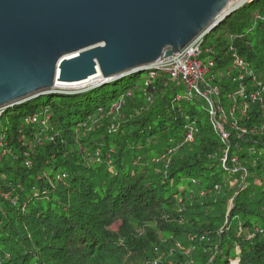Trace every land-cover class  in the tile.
Here are the masks:
<instances>
[{
	"label": "trees",
	"instance_id": "obj_1",
	"mask_svg": "<svg viewBox=\"0 0 264 264\" xmlns=\"http://www.w3.org/2000/svg\"><path fill=\"white\" fill-rule=\"evenodd\" d=\"M205 49L227 139L208 102L164 72L148 85L143 71L41 95L2 114L11 153L0 158L9 194H0V264H264V107L238 93L264 84V0L228 16ZM233 51L256 81L236 80ZM185 234L191 255L168 245Z\"/></svg>",
	"mask_w": 264,
	"mask_h": 264
},
{
	"label": "water",
	"instance_id": "obj_2",
	"mask_svg": "<svg viewBox=\"0 0 264 264\" xmlns=\"http://www.w3.org/2000/svg\"><path fill=\"white\" fill-rule=\"evenodd\" d=\"M233 1L0 0V108L143 72L214 29Z\"/></svg>",
	"mask_w": 264,
	"mask_h": 264
},
{
	"label": "built area",
	"instance_id": "obj_3",
	"mask_svg": "<svg viewBox=\"0 0 264 264\" xmlns=\"http://www.w3.org/2000/svg\"><path fill=\"white\" fill-rule=\"evenodd\" d=\"M254 0H234L231 5L230 9L235 12L241 7L246 6L248 3L253 2ZM232 12V13H233ZM227 17H223L221 22L224 21ZM219 23L216 25L218 26ZM215 26V27H216ZM213 30V29H212ZM211 30V31H212ZM210 31V32H211ZM208 32V33H210ZM208 33H203L199 35L197 38H195L191 43H189L181 52L174 54L171 57L165 58L164 56L157 62L156 65L148 67L144 71H148L149 77L146 80V84L148 85L150 82L154 81L158 76L160 72L167 73L171 80L181 82L185 88H186V94L189 96V98H192L193 96H203L206 97V101L210 103V115L212 122L214 126L217 129H220L223 138L227 139L228 135L224 131V127L222 123L218 121L216 118L215 110L218 106L214 104V100L218 98L219 96V90L217 86H212V78L213 75L207 79L206 76L208 75L210 67L214 65V61L211 59H203L202 54L205 52H208L209 49L204 50V40ZM232 51V50H231ZM232 67L233 69L237 70L240 73L241 79H243L245 76H252L253 80L256 81V76L249 66V64L245 61L243 57L238 55L236 52L233 51L232 54ZM210 74V73H209ZM258 86H260V90H264V84L261 82H257ZM211 86V98L203 91V86ZM260 90L252 91L251 93H247L244 88L240 90L239 95L242 97L244 101H246L248 98H251L252 101H258L263 107H264V97L260 93ZM25 102V101H24ZM23 103V102H22ZM123 103V101L118 102L113 106V109L111 112L115 111L118 112L120 109V104ZM21 104V103H20ZM235 104L237 102L235 101ZM238 105V104H237ZM11 107L8 108H0V118L2 114L8 110ZM247 111V105L245 102L243 103L241 112L243 115L246 114ZM221 113V112H218ZM224 113V111L222 112ZM219 115V114H217ZM221 115V114H220ZM38 114H33L30 116H27L24 118L23 124H30L35 123L38 120ZM221 117V116H220ZM45 123L44 121L42 122ZM22 124V125H23ZM113 129V127H112ZM188 140H193L192 133L187 135ZM35 144H40V140L35 142H30V150H32V147H34ZM5 143L3 142L2 138L0 140V158L6 154H10L11 151L9 149H5L4 147ZM26 155H29L28 153ZM26 165H31V160L28 158L26 159ZM2 196L7 198L9 194L0 192ZM158 260L154 262V264H157Z\"/></svg>",
	"mask_w": 264,
	"mask_h": 264
},
{
	"label": "rangeland",
	"instance_id": "obj_4",
	"mask_svg": "<svg viewBox=\"0 0 264 264\" xmlns=\"http://www.w3.org/2000/svg\"><path fill=\"white\" fill-rule=\"evenodd\" d=\"M214 66V65H213ZM213 66L212 67H210V69H209V72H208V74L209 73H213L212 72V68H213ZM216 78H217V74L216 73H214L213 74V78H212V82L214 81V80H216ZM236 80L238 81V80H240V83H244V81H241L242 79H241V77H240V73H238V75H237V77H236ZM203 88V91L205 92V93H207V95L211 98V93H210V90L212 89L211 88V86H203L202 87ZM71 89H79V90H85L86 89V87H81V88H71ZM200 97H202V98H204L205 100H206V97H203V96H200ZM219 97H220V95L218 96V100H219ZM237 104H239V103H237ZM237 104H234L233 105V110H232V112H235V109L237 108ZM208 105L210 106V103H208ZM124 106V103H121L120 104V109H119V111H121L122 110V107ZM222 105H220V106H218L217 108H216V110H215V113H216V118L218 119V121L220 122V123H222L223 121H224V118H225V114L224 113H222L223 112V109H222V107H221ZM118 111V112H119ZM218 112H221V113H218ZM217 114H219V115H217ZM221 114V115H220ZM221 116V117H220ZM94 122H99V119L98 118H96L95 120H94ZM178 154V153H177ZM227 216H229V213H228V215ZM186 238H188V240H193V238L192 237H190L189 235H187V234H185V235H183L182 237H181V239L180 238H177V240L176 241H169L168 242V245L171 247V248H174V245H175V247L176 248H178V249H182L184 252H185V254H187V255H191L190 253H191V251L193 250V247H189V248H185L184 247V245L183 244H185L186 242H187V239ZM169 252L170 251H167V250H164V252H163V255H166V256H168V254H169ZM191 258V257H190ZM190 262H192V260L190 261ZM190 262H187V263H185V264H190Z\"/></svg>",
	"mask_w": 264,
	"mask_h": 264
},
{
	"label": "bare ground",
	"instance_id": "obj_5",
	"mask_svg": "<svg viewBox=\"0 0 264 264\" xmlns=\"http://www.w3.org/2000/svg\"><path fill=\"white\" fill-rule=\"evenodd\" d=\"M230 7V6H229ZM94 82V81H93ZM90 83H92V82H90ZM87 84H89V83H87ZM85 85V84H84ZM81 86H83V85H81ZM76 87H78V86H76Z\"/></svg>",
	"mask_w": 264,
	"mask_h": 264
}]
</instances>
